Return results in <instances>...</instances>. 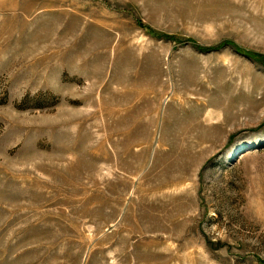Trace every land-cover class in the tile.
I'll list each match as a JSON object with an SVG mask.
<instances>
[{"label":"rangeland","instance_id":"obj_1","mask_svg":"<svg viewBox=\"0 0 264 264\" xmlns=\"http://www.w3.org/2000/svg\"><path fill=\"white\" fill-rule=\"evenodd\" d=\"M0 264H264V0H0Z\"/></svg>","mask_w":264,"mask_h":264}]
</instances>
